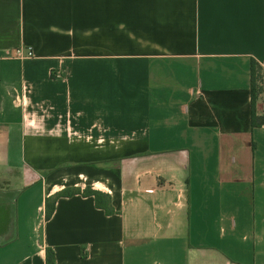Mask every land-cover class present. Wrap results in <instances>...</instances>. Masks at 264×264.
<instances>
[{
  "label": "crops",
  "instance_id": "obj_1",
  "mask_svg": "<svg viewBox=\"0 0 264 264\" xmlns=\"http://www.w3.org/2000/svg\"><path fill=\"white\" fill-rule=\"evenodd\" d=\"M251 59L264 0H0V264H264Z\"/></svg>",
  "mask_w": 264,
  "mask_h": 264
},
{
  "label": "trees",
  "instance_id": "obj_2",
  "mask_svg": "<svg viewBox=\"0 0 264 264\" xmlns=\"http://www.w3.org/2000/svg\"><path fill=\"white\" fill-rule=\"evenodd\" d=\"M259 73L263 74V86L261 87L260 83L258 85V79H259ZM250 77H251V121L252 125H255L260 122H264V97H263V114L262 116H256L255 115V102L256 98L259 93L264 94V69L260 66L258 62H256L254 59H251L250 61ZM83 194L86 195H93L95 199V203L97 206L104 208L106 212H111L112 209L108 206L107 198L105 197V194L91 189L89 186L85 187L82 191ZM65 194H70V192H66ZM53 253L49 250L46 252V264H53Z\"/></svg>",
  "mask_w": 264,
  "mask_h": 264
},
{
  "label": "built area",
  "instance_id": "obj_3",
  "mask_svg": "<svg viewBox=\"0 0 264 264\" xmlns=\"http://www.w3.org/2000/svg\"><path fill=\"white\" fill-rule=\"evenodd\" d=\"M32 49L30 47H18L14 50L13 56L17 58H24V57H30L32 56Z\"/></svg>",
  "mask_w": 264,
  "mask_h": 264
},
{
  "label": "rangeland",
  "instance_id": "obj_4",
  "mask_svg": "<svg viewBox=\"0 0 264 264\" xmlns=\"http://www.w3.org/2000/svg\"><path fill=\"white\" fill-rule=\"evenodd\" d=\"M259 79H258V85H259V83H260V85H261V87L263 86V84H262V82H263V74H261V73H259ZM263 96H264V94H262Z\"/></svg>",
  "mask_w": 264,
  "mask_h": 264
}]
</instances>
